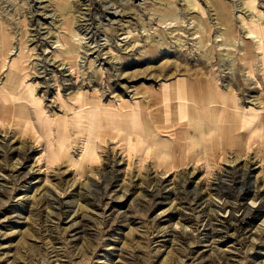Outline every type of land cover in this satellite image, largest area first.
<instances>
[{
    "label": "rangeland",
    "instance_id": "1",
    "mask_svg": "<svg viewBox=\"0 0 264 264\" xmlns=\"http://www.w3.org/2000/svg\"><path fill=\"white\" fill-rule=\"evenodd\" d=\"M0 264H264V0H0Z\"/></svg>",
    "mask_w": 264,
    "mask_h": 264
},
{
    "label": "crops",
    "instance_id": "2",
    "mask_svg": "<svg viewBox=\"0 0 264 264\" xmlns=\"http://www.w3.org/2000/svg\"><path fill=\"white\" fill-rule=\"evenodd\" d=\"M191 84L193 85V83L190 82V85ZM194 85H195V88H196L195 82H194ZM151 92H152V95H151V103H150V105L152 103H159L158 102L159 101V97L157 95H163L165 100L167 101V106H166V108L164 107L163 112L165 110L166 113L168 114L167 110H169L170 108H175L174 110H176V113L173 112V114L170 116V118H171L170 120H172L174 122H177V123L180 121V124H185L186 127L187 126L189 127V129H184V130L180 129V130H178L177 133L181 132V134H183V135L186 134L188 137H190L192 139L199 137V134L194 132L193 129H190V124H191L190 117H188V119H187V117L185 116L186 115V111H187L186 109L190 108L191 110H194V109L197 108L196 104H198V102L196 101V99H195L196 96L193 94L192 91L180 88V87H178V85H175V84H170L169 86H165L161 90V92H158V91H151ZM220 93L222 95V92H220ZM154 94H155V96H153ZM221 95H218V97H220ZM202 96L205 97L204 95H202ZM152 97H155V99L152 98ZM214 97L216 98V96H214ZM211 98H213V97H210V99ZM205 99H208V98L205 97ZM189 101L195 103L196 106H191L190 103H186V102H189ZM126 106L128 107L127 104L122 105L121 108H119V110L124 108V107H126ZM198 107H200V106H198ZM221 110H224V112H225V108H220V109H217L216 111H213V113L216 112L217 113V117L219 116L220 118L212 116V113H208V112H205V113H207V119L208 120L206 118L204 120V118H202V116L199 115V118H201V119H199V124L201 126H203V127H200V126L199 127L201 129V132L205 133L206 137H208V138L212 137L213 130L211 129V127H213V126H215L217 129H219L221 131V125H222V124H220V123H222V119H221L222 114L220 112ZM114 111H116V110H114ZM100 112L104 113V114H112V115L115 114L113 111H106V110H102V111L100 110ZM124 112H125V114H123V115H125V117H130L128 119V121L132 122V112H131V110H128V112L126 110ZM169 112H171V111H169ZM149 114L150 115L154 114V112L148 111V115ZM120 115H122V114L120 113ZM214 120H216V124H212V121H214ZM225 122H223V123H225ZM224 132L226 134L229 133L228 126L226 127Z\"/></svg>",
    "mask_w": 264,
    "mask_h": 264
},
{
    "label": "bare ground",
    "instance_id": "3",
    "mask_svg": "<svg viewBox=\"0 0 264 264\" xmlns=\"http://www.w3.org/2000/svg\"><path fill=\"white\" fill-rule=\"evenodd\" d=\"M18 58H21L22 57V53L21 51L18 52V55H17ZM56 61V60H55ZM61 61H66L69 65V69L72 68V65L69 63V61L65 60L64 58H61ZM15 60L12 62L11 64V67L12 69L15 67L16 68V64L14 63ZM65 65V64H64ZM65 67V66H64ZM15 70V69H14ZM16 71V70H15ZM14 71V74L17 76V74L15 73ZM187 82V81H185ZM184 82V83H185ZM195 84H196V87L198 85V82H201V80H196L194 81ZM179 92V91H178ZM199 92L203 93L205 97H207L208 99H210V97H218V95H221L220 93V89L218 88V86L215 84V81L214 80H210V81H206V83L202 84L199 88ZM155 99V97H152ZM158 99V98H157ZM32 102V100H31ZM33 103V102H32ZM83 104H87L86 102H84ZM104 114V113H103ZM228 117V116H227ZM241 118V115L240 114H237L235 113V118L234 120L235 121H239ZM240 126H241V123H240Z\"/></svg>",
    "mask_w": 264,
    "mask_h": 264
}]
</instances>
